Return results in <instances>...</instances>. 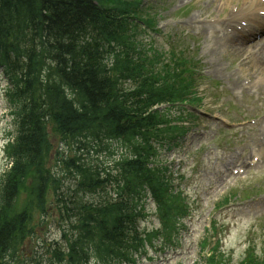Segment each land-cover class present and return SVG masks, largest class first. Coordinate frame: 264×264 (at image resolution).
<instances>
[{
    "label": "trees",
    "instance_id": "1",
    "mask_svg": "<svg viewBox=\"0 0 264 264\" xmlns=\"http://www.w3.org/2000/svg\"><path fill=\"white\" fill-rule=\"evenodd\" d=\"M134 8L122 0H0V62L12 85L17 130L4 148L11 166L0 175V264H23L19 248L33 235L35 213L47 215L49 190L68 226L65 250L52 247L50 264L130 262L127 249L138 243L129 239L136 237L128 235L125 210L144 185L154 195L165 189L145 166L150 145L135 137L163 123L158 113H147L151 106L192 94L179 74L155 71L161 54L138 49L135 27L126 21ZM48 124L78 149L117 138L132 143L138 158L119 164L126 175L116 184V201H76L68 214L72 204L57 177L72 180L74 193L90 195L98 194L101 181L77 156L58 162V175L46 168Z\"/></svg>",
    "mask_w": 264,
    "mask_h": 264
},
{
    "label": "rangeland",
    "instance_id": "2",
    "mask_svg": "<svg viewBox=\"0 0 264 264\" xmlns=\"http://www.w3.org/2000/svg\"><path fill=\"white\" fill-rule=\"evenodd\" d=\"M142 1L144 7H152L153 13H155L157 29H163L161 32L165 30L167 35H169L168 40L170 42L176 38L190 52H192L190 48H193L197 53V58L201 59L203 72H209V57L207 54H204L206 47L204 35L201 37L195 36L197 32L184 27L188 14L197 15L195 11L198 10V6H201V3L205 0H193L187 12L186 9L183 10V8H180L178 1L175 3H172L171 0ZM208 14L203 15L206 16ZM148 33L146 32L139 39L142 40V45L143 43L147 44L145 37ZM154 41L155 47H162L166 50L165 39L157 38ZM216 59V64L228 65L224 57L217 56ZM213 78L211 75L210 78L205 76L207 81L201 80L199 83L200 85H211L207 90H203L202 86L199 88V96L205 98L200 112H209L212 114L213 112L211 110H215L225 120H229L231 123L240 121L241 118H244V115L238 109L239 103L229 98L225 93V89H223L222 93L217 91L218 84H223L221 80H216V82L210 84V80ZM4 86L5 79L0 73V172L5 167L1 156L4 133L12 129L10 119L6 116L8 108H6L7 106L2 97V88ZM222 103L224 104L223 107H221ZM172 113H176V111L172 110ZM202 121L207 123L206 117L200 116L198 122ZM212 124L214 126L206 130L207 136L200 138L196 135V132L200 130L197 125L186 135V143L184 140L181 143L179 141L178 147L165 150L161 154L163 164L169 165L171 170H176L178 174L184 175L185 181L180 183V186L181 188H187V194L191 200L195 201V204H193L195 211H193L191 217L186 222L188 231H184L181 234V248L176 254L169 256V258H163L165 262H161L162 258H155L152 254H149L148 257L152 258V260L148 258L140 259L137 261V264H173L176 260H180L182 264H193V261L197 258L196 245L203 234L205 226L208 225V219L210 218H215L218 221L219 227L222 229V250L231 255L232 263L237 264L243 258L245 250L248 247V242H253L257 252L260 254L264 242V211L261 212L257 207L258 211L255 210L253 214L250 213V207H248L242 211L232 213H228L229 211H227L225 213L224 210L226 208L223 211H219L214 206L224 196H228L232 200H244L255 197L260 192L263 193L264 165L249 170L244 176L229 177L218 190L211 191V186L218 184L220 182L219 180H221L218 179V174L225 160L224 157L227 156L228 151L235 150V144L240 141L237 134L231 131H225L218 123L212 122ZM51 142L54 153L60 150V148L62 150L64 148V150L67 149L69 155L71 154L69 147L62 148L60 146L62 144L52 137ZM109 145V147L105 145L107 152H112L117 147L114 143H110ZM95 149L99 151V147L96 146ZM77 152L82 153L79 150ZM91 153L96 154L94 151ZM90 154L86 158H89V161L95 164H102L104 162V159L102 161V155H108L107 153H103L96 158V156ZM52 165L51 161L49 166L52 167ZM84 199L91 200V196H87ZM148 209L151 210L150 207ZM48 214V219L42 224L34 223L33 235L27 238L19 248L17 262L24 260V264H48V245L55 242L59 243L60 239V229L58 226L60 222H58V217L53 211L48 212ZM145 225L146 223L143 224V227Z\"/></svg>",
    "mask_w": 264,
    "mask_h": 264
},
{
    "label": "bare ground",
    "instance_id": "3",
    "mask_svg": "<svg viewBox=\"0 0 264 264\" xmlns=\"http://www.w3.org/2000/svg\"><path fill=\"white\" fill-rule=\"evenodd\" d=\"M230 1L232 0H215V2L212 0H207L204 8L208 9L210 13H215V11H217V7H216L217 3L222 2V5L226 6L227 3H229ZM244 1H245L244 5H248L249 2H252V3L254 2V0H244ZM202 14L204 13H201V11H199V15H202ZM223 43L228 46L227 43L225 42ZM223 43L214 38L213 43L207 47V53L209 52L212 55H215L216 53L219 54L220 50H225V45ZM258 61L261 67L264 68V61L263 60H258ZM262 84L264 87V82Z\"/></svg>",
    "mask_w": 264,
    "mask_h": 264
}]
</instances>
